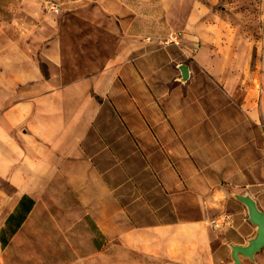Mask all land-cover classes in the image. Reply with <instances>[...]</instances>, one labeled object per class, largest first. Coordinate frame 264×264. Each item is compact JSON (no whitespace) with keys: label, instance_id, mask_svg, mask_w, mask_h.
<instances>
[{"label":"rangeland","instance_id":"rangeland-1","mask_svg":"<svg viewBox=\"0 0 264 264\" xmlns=\"http://www.w3.org/2000/svg\"><path fill=\"white\" fill-rule=\"evenodd\" d=\"M205 2L234 27L227 62L231 75L224 84L185 57L182 20L176 16L166 21L159 0H0V98L9 104L27 92L41 95L74 81L86 86L89 97L98 96L97 108H92L97 121L84 150L105 173L116 198L109 220L103 222L116 231L107 237L90 215L93 206L80 203L64 180L55 176L8 244L0 243V264H173L125 251L118 229L125 223V205L132 202L128 207L135 216L145 218L133 220L134 224L156 223L153 215L160 221L187 217L198 208L185 184L192 175L186 168L192 167L199 172L194 182L198 184L202 174L222 184L228 176L232 180L238 176L244 184L264 182V128L244 105L246 95L251 93L256 101L264 86V0ZM190 5L184 4L180 17L187 16ZM139 12L143 31L125 45V20L137 23ZM171 32L180 33L178 45L166 43ZM181 64L194 73L185 82ZM161 67L175 73L168 80L178 91L172 96L174 107L165 109L169 103L163 101L156 105L148 83L139 91L132 89L141 108L127 106L125 89L137 76L128 81L126 73ZM137 119L143 126L138 131L146 132L144 139L135 135L137 122L131 120ZM152 134H165L167 139L155 142ZM138 149L158 152L155 158L145 156L146 173L141 175L146 195L139 199L134 189L125 195V163L133 166L131 170L142 165ZM167 162L177 167L183 182L173 190V202L163 184L158 189V178L148 173L149 164ZM1 185L8 193L15 191L5 182ZM11 201L0 209V229ZM242 260L241 264H264V248L254 260Z\"/></svg>","mask_w":264,"mask_h":264},{"label":"crops","instance_id":"crops-1","mask_svg":"<svg viewBox=\"0 0 264 264\" xmlns=\"http://www.w3.org/2000/svg\"><path fill=\"white\" fill-rule=\"evenodd\" d=\"M190 2L187 16L180 17L184 4ZM159 4L166 21L170 22L176 16L182 20V51L185 57L203 66L201 71L209 77L226 83V77L231 75L227 70V62L233 50V25L211 11L205 0H159ZM141 15L140 12L137 14V23L125 20V45L130 44L133 36L143 31L144 20ZM127 53L125 52V60L128 58ZM174 74L162 67L126 73L127 80L136 76L137 79L131 82L128 90L125 89V104L141 108L140 100L133 96L132 89L137 87L139 91L140 86L148 83L156 105L163 101L169 103L165 105V109L174 107L175 100L172 96L178 91L173 83L168 82ZM193 75L190 69L189 78ZM147 76L151 79L142 80ZM29 88L33 91L35 87ZM85 91L84 84L74 81L41 95L27 92L9 104L4 102V97L0 98V209L12 200L10 214L21 197L27 195L35 201L29 216L38 196L51 188L55 176L61 177L80 203L93 206L91 217L98 229L111 237L116 231L114 226L103 222L109 220L110 211L115 206L113 186L105 180V173L94 166L84 150V142L97 121V112L92 108H97L99 100L96 99L98 96L89 97ZM130 94L132 98L129 97ZM251 96V93L245 96L244 105L248 107L254 120L259 121L264 128V86L256 101ZM131 121L137 122V127H134L137 131L142 129L139 119ZM130 131L133 132L131 127ZM135 135L137 139H144L146 132L141 134L138 131ZM164 135L152 134L151 137L156 142L166 140ZM168 139H171V135ZM137 152L143 158L142 165H137V170H131L133 166L125 163V195L128 190L134 189L137 190L136 197L139 199L146 195L143 186L146 180L143 182L145 177L141 175L146 173L145 156L155 158L158 152L141 149ZM148 167V173L158 178V189L161 190L163 184L173 202V190L178 183H183L177 176V167L174 168L170 162L163 165L149 164ZM188 172L192 175L185 184L198 206L196 211L189 213L187 217L167 221H160L162 218L153 215L151 219L159 221L141 225L132 223L133 220H145L143 217H136L135 211L128 207L133 203L125 205V223L118 229H121L119 235L126 252L161 263L227 264L231 262L228 261L230 244L245 245L255 234L256 227L248 221L245 205L232 194L251 195L259 209L264 211V182L244 184L238 176L235 177L237 180L228 176L222 180L225 182L222 184L202 174L201 183L198 184L194 182L199 172H195L193 167L186 168V173ZM135 173L138 175H134ZM3 182L15 191L8 193L1 185ZM221 218V228L211 225L212 220Z\"/></svg>","mask_w":264,"mask_h":264},{"label":"water","instance_id":"water-1","mask_svg":"<svg viewBox=\"0 0 264 264\" xmlns=\"http://www.w3.org/2000/svg\"><path fill=\"white\" fill-rule=\"evenodd\" d=\"M181 80L189 79V69L186 64L179 66ZM233 197L245 205L248 214V221L256 227L255 234L247 240L245 245L230 244L231 262L227 264H241L242 258L254 260L255 255L264 248V211L259 209L255 199L249 194L233 193Z\"/></svg>","mask_w":264,"mask_h":264},{"label":"trees","instance_id":"trees-1","mask_svg":"<svg viewBox=\"0 0 264 264\" xmlns=\"http://www.w3.org/2000/svg\"><path fill=\"white\" fill-rule=\"evenodd\" d=\"M34 202L33 198L23 195L19 200L17 207L8 215L4 227L0 229V243L3 247L8 244L11 237L26 220L34 206Z\"/></svg>","mask_w":264,"mask_h":264},{"label":"built area","instance_id":"built-area-1","mask_svg":"<svg viewBox=\"0 0 264 264\" xmlns=\"http://www.w3.org/2000/svg\"><path fill=\"white\" fill-rule=\"evenodd\" d=\"M180 33L178 32H171L168 37L166 43L168 44H176L178 45L180 43ZM223 221L221 219H217L213 221L214 227H218L219 225L222 226Z\"/></svg>","mask_w":264,"mask_h":264}]
</instances>
